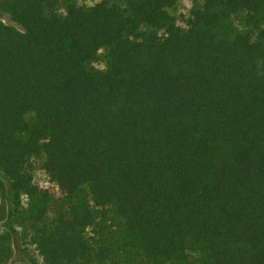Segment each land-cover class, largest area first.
Wrapping results in <instances>:
<instances>
[{"label":"trees","instance_id":"16d2710c","mask_svg":"<svg viewBox=\"0 0 264 264\" xmlns=\"http://www.w3.org/2000/svg\"><path fill=\"white\" fill-rule=\"evenodd\" d=\"M179 1L0 0V223L41 264H264V0Z\"/></svg>","mask_w":264,"mask_h":264},{"label":"rangeland","instance_id":"374dc122","mask_svg":"<svg viewBox=\"0 0 264 264\" xmlns=\"http://www.w3.org/2000/svg\"><path fill=\"white\" fill-rule=\"evenodd\" d=\"M99 1L101 0H77V3L82 6H90ZM194 4L195 2L190 0H180L177 3L171 13L175 16L178 24L184 25V22L189 16L190 10L193 8ZM2 21H6V19L3 18ZM6 23L10 22L6 21ZM94 65L95 67L103 66L101 61L95 62ZM0 179L5 181V178L1 173ZM33 182L42 188H48L49 191L54 194L56 193L54 185L50 183L46 174L40 169L38 160L34 161ZM10 199L11 195L8 194L7 199H5V205L8 209L13 207ZM7 224H10L14 228L11 244V246H13L14 255L8 264H41L40 257L37 255L34 246L31 245L30 236L32 235V232L28 229V225L25 223L23 225L19 220L16 222H12V220L2 221V223H0V230L7 228Z\"/></svg>","mask_w":264,"mask_h":264}]
</instances>
